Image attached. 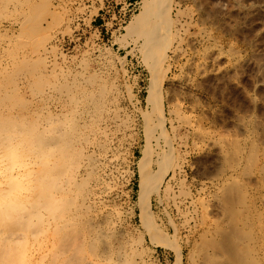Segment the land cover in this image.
Wrapping results in <instances>:
<instances>
[{
    "label": "bare ground",
    "instance_id": "obj_1",
    "mask_svg": "<svg viewBox=\"0 0 264 264\" xmlns=\"http://www.w3.org/2000/svg\"><path fill=\"white\" fill-rule=\"evenodd\" d=\"M69 1L0 0V264H151L136 248L146 243L171 252L172 264H264V150L252 142L246 154L207 126L198 79L224 52L212 58L209 45L198 52L190 39L195 31L218 44L217 17L230 0H142L115 42L140 54L149 74L146 106L138 101L133 113L101 76L48 64L58 56L53 41L71 34ZM171 74L179 89L165 88ZM245 123L254 134L257 123ZM214 138L217 204H194L191 190L175 187L191 184V159ZM135 169L128 214L140 225L129 231L108 199ZM14 176L26 178L22 186Z\"/></svg>",
    "mask_w": 264,
    "mask_h": 264
},
{
    "label": "rangeland",
    "instance_id": "obj_2",
    "mask_svg": "<svg viewBox=\"0 0 264 264\" xmlns=\"http://www.w3.org/2000/svg\"><path fill=\"white\" fill-rule=\"evenodd\" d=\"M245 1V7L241 8L237 0H230L218 14L214 32L220 38L218 44L203 42L195 31H192L190 39L192 47L198 52L204 45H209L212 58L217 57L221 50L224 52L214 63L210 62L208 69L211 75L198 79L204 88L201 100L207 126L217 128L218 134L226 138L235 137L243 144L245 153L249 154L252 142L264 150V2ZM126 3L128 0L69 1L70 18L73 20L71 34L58 36L53 41L51 45L57 47L58 56L55 58L51 55L47 62L68 67L72 72L101 76L121 93L119 107L122 110L128 107L129 112L133 113L140 106L138 101L143 107L146 106L149 74L141 64L140 54L132 53V47L120 49L115 44L124 32L123 28L119 30L121 25L129 23L133 19V12L136 15L142 8V0H135L133 6ZM18 29L14 27V31ZM197 51L194 55L196 59L199 57ZM232 51L239 53L237 59L231 58ZM113 58L114 66L110 68L106 61ZM211 76L214 78L210 79ZM179 87L178 78L171 74L165 88L175 90ZM246 121L257 123L254 134L250 127H246ZM220 151V141L214 138L206 143L205 151L194 154L189 171L191 184L183 188L179 185L175 187L177 194L181 189L186 192L191 190L194 204H217L212 196L221 183L217 176L222 158ZM135 170V176L126 175L123 188L111 192L108 199V204L117 205L124 212L121 225L129 231H134L140 225L137 212L128 214L137 201L139 191V177ZM250 178L255 180V177ZM192 197L183 196V204H190ZM172 204L169 213L176 220L177 209ZM157 213L167 222L169 218L161 209ZM136 248L139 251L144 249V259L151 264L174 262L171 252L149 243Z\"/></svg>",
    "mask_w": 264,
    "mask_h": 264
},
{
    "label": "clouds",
    "instance_id": "obj_3",
    "mask_svg": "<svg viewBox=\"0 0 264 264\" xmlns=\"http://www.w3.org/2000/svg\"><path fill=\"white\" fill-rule=\"evenodd\" d=\"M9 161L13 164L16 163L17 158L14 152L10 153ZM2 174H3L2 161H0V176H2ZM25 179L26 178L24 176H14L12 177V182L15 183L19 187L23 185Z\"/></svg>",
    "mask_w": 264,
    "mask_h": 264
},
{
    "label": "crops",
    "instance_id": "obj_4",
    "mask_svg": "<svg viewBox=\"0 0 264 264\" xmlns=\"http://www.w3.org/2000/svg\"><path fill=\"white\" fill-rule=\"evenodd\" d=\"M130 2V3H129ZM133 3H135V0H128V3H126V5H130V6H133Z\"/></svg>",
    "mask_w": 264,
    "mask_h": 264
}]
</instances>
